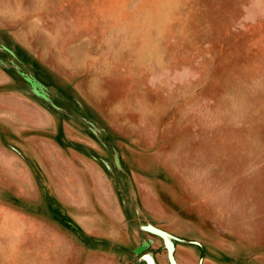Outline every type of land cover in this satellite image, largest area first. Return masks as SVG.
Instances as JSON below:
<instances>
[{
  "label": "rangeland",
  "instance_id": "1",
  "mask_svg": "<svg viewBox=\"0 0 264 264\" xmlns=\"http://www.w3.org/2000/svg\"><path fill=\"white\" fill-rule=\"evenodd\" d=\"M147 225L264 264V0H0V264H170Z\"/></svg>",
  "mask_w": 264,
  "mask_h": 264
},
{
  "label": "water",
  "instance_id": "2",
  "mask_svg": "<svg viewBox=\"0 0 264 264\" xmlns=\"http://www.w3.org/2000/svg\"><path fill=\"white\" fill-rule=\"evenodd\" d=\"M145 229L162 238V240L164 242V246L166 248L167 258H168L170 264H175V262L172 258V255H171L172 245H171L167 235L162 230L155 228L153 226H150V225L145 226ZM148 262H150V260ZM149 264H152V263L150 262Z\"/></svg>",
  "mask_w": 264,
  "mask_h": 264
}]
</instances>
